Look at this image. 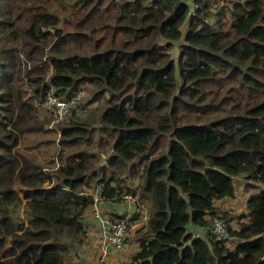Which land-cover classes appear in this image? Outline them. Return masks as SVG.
<instances>
[{"label": "trees", "instance_id": "1", "mask_svg": "<svg viewBox=\"0 0 264 264\" xmlns=\"http://www.w3.org/2000/svg\"><path fill=\"white\" fill-rule=\"evenodd\" d=\"M211 2L194 0L191 14L187 0H0V264H64L87 236L84 191L96 187L148 210L131 264H264V0L232 4L230 37L223 9L206 22ZM87 86L105 106L70 117L61 143L105 133L98 146L108 151L56 164L24 136L42 131L48 92ZM241 175L263 185L247 220L227 223L225 243L193 238L190 227L225 218L215 202L234 196Z\"/></svg>", "mask_w": 264, "mask_h": 264}, {"label": "rangeland", "instance_id": "2", "mask_svg": "<svg viewBox=\"0 0 264 264\" xmlns=\"http://www.w3.org/2000/svg\"><path fill=\"white\" fill-rule=\"evenodd\" d=\"M32 0H28V3H30ZM186 1V0H185ZM190 1V0H187ZM237 0H213L210 4V9L208 12H206L205 20L207 23L213 25L215 20L218 18L220 14L218 12L220 9H223L224 16H222L223 26L222 31L225 32L226 36L230 37V22L231 17L229 16V10L232 4ZM27 3V4H28ZM194 4L190 2V8L193 9ZM187 30V22H184L182 26V31L185 33ZM182 43V40L178 42H174L173 49L171 50V56L173 59H176L179 53L178 47ZM85 94H86V107L85 109L79 111V112H73L69 117H67L64 122L60 124H50V118L47 115V113L43 110V108L40 106V104L37 106V113L36 115L37 121L43 122V125L40 127L42 128V131L40 133H31L28 134L25 137L26 143H42L41 148L44 152V156L46 158L49 157V155H52L54 157V160L56 164L60 163L62 160L65 159L68 155L72 154L75 151L81 150L83 148H88L93 150V152H104L108 151V146L104 149H99V144L103 141L101 140V137H104L105 133L98 134L97 132L94 133L92 139L89 142H83V141H77L76 143L68 144L66 142L61 143V133L62 129L65 127H69L70 123V117L72 116H85L88 113H90L92 110L96 109L98 107L104 108L105 104L102 101L100 104V101L92 100V96L89 94V87H85ZM107 96V95H106ZM104 130V129H103ZM101 130L102 132H104ZM111 137L107 140L108 143H110ZM32 143V144H33ZM106 151V152H107ZM32 153L37 154V150H31ZM39 158L46 162L44 157L41 156V154L38 155ZM101 156V157H100ZM98 165L103 168L106 166V160H105V154L100 153L99 158H97ZM234 184H235V192L233 197H227L225 200H223L220 205H217L218 210L225 213V220L228 225L232 229H236L239 227V224L242 223L243 219L246 218L247 220V209H246V202L248 195L254 194L256 192H259L263 185L260 183H256L253 181L248 180L243 175L236 176L233 178ZM137 181H134L133 188L135 187ZM13 189L17 192L22 188L20 185V180L18 175H16L13 178L12 181ZM45 186H48V183H45ZM98 189V187H97ZM89 189H85L84 192L87 193ZM98 202V201H97ZM97 202L95 204H97ZM94 204V200H93ZM146 207V206H145ZM100 210L101 215H108L107 209L105 206L98 207ZM90 215V214H89ZM210 219V218H209ZM84 221L87 225V236L84 240V243L80 246L72 245L71 251L68 252L66 260L64 264H131L130 257L132 253L136 249V242H134L131 245H128L121 251H112L106 258H104L102 261L100 260L102 257L100 256L99 252V242L98 237L100 234V228H99V218L92 219L91 217H88V215H85ZM234 245V242H228L227 246L232 247ZM3 256L5 258L11 257V251L6 249L3 251Z\"/></svg>", "mask_w": 264, "mask_h": 264}, {"label": "built area", "instance_id": "3", "mask_svg": "<svg viewBox=\"0 0 264 264\" xmlns=\"http://www.w3.org/2000/svg\"><path fill=\"white\" fill-rule=\"evenodd\" d=\"M191 2L194 4L191 10V14H193L197 6L194 0H191ZM85 99L86 94L83 88H76L67 98H61L51 90L41 101L40 106L49 116L50 124L57 125L64 122L73 112L85 109ZM85 194L93 197L94 204L104 199L99 197L98 189L87 191ZM123 198L125 202L123 203L120 218L101 215L97 207L92 210V216L100 220L99 252L102 257L101 261L112 251H120L125 248L128 238L133 234L135 236L138 230H144L148 224L147 208L136 197L125 195ZM206 233L220 243H225L230 239L227 223L217 216L210 218L206 228L193 231L191 235L193 238L204 239Z\"/></svg>", "mask_w": 264, "mask_h": 264}, {"label": "crops", "instance_id": "4", "mask_svg": "<svg viewBox=\"0 0 264 264\" xmlns=\"http://www.w3.org/2000/svg\"><path fill=\"white\" fill-rule=\"evenodd\" d=\"M190 2H191V0L190 1H188V3L190 4ZM95 189H97V187L95 188ZM94 189V190H95ZM89 191H90V189H89ZM251 195V194H250ZM250 195H248V198H249V196ZM247 198V199H248ZM226 198H223V199H221V200H219V201H216L215 202V205H220V203L223 201V200H225ZM125 201L123 200V201H121L120 203H112V202H110V201H107V200H104V199H102V200H99L98 202H97V204H93L86 212H85V214H84V217H85V215H88V217H91L92 219H94V217L92 216V210L95 208V207H100V206H105L106 207V209H107V212L109 213L108 215L109 216H113V217H119V216H121L122 215V213H121V211H122V207H123V203H124ZM99 210H100V208H98ZM101 211V210H100ZM102 212V211H101ZM103 213V212H102ZM90 214V215H89ZM241 221H243V222H245L246 221V218L245 219H243V220H241ZM85 222V221H84ZM85 224H86V222H85ZM87 226V225H86ZM192 230V232L193 231H197L198 230V228H196V227H190ZM88 231V230H87ZM98 242H99V237H98ZM135 242V236H134V234L130 237V238H128V242L126 243V246L125 247H127L128 245H131V244H133ZM124 249V248H123ZM122 249V250H123ZM136 250V249H135ZM121 251V250H120ZM116 252H118V251H116Z\"/></svg>", "mask_w": 264, "mask_h": 264}]
</instances>
